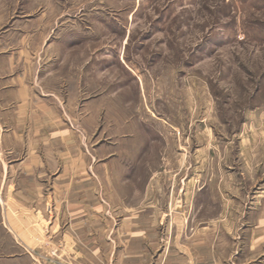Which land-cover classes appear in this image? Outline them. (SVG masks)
<instances>
[{
  "label": "rangeland",
  "instance_id": "1",
  "mask_svg": "<svg viewBox=\"0 0 264 264\" xmlns=\"http://www.w3.org/2000/svg\"><path fill=\"white\" fill-rule=\"evenodd\" d=\"M0 18L35 20L32 59L72 96L100 199L73 225L0 203V264H173L176 239L207 233L223 264L245 256L264 194V0H0Z\"/></svg>",
  "mask_w": 264,
  "mask_h": 264
},
{
  "label": "crops",
  "instance_id": "2",
  "mask_svg": "<svg viewBox=\"0 0 264 264\" xmlns=\"http://www.w3.org/2000/svg\"><path fill=\"white\" fill-rule=\"evenodd\" d=\"M22 21L25 20L2 28L0 18V203L5 212L11 209L33 212L37 220L41 211L49 207L64 208L72 225L81 224L85 219L84 208L99 210L100 199L94 193L98 189L91 177L93 170L88 171L87 164H83L78 149L80 140L71 127L78 119L67 115L72 96L64 95L59 87L52 91L46 88V77L40 73L43 64L31 56L36 49L31 39L40 31L30 28L35 20ZM259 199L258 206L249 208L252 213H248V231L241 234L247 249L245 256L234 260L228 254L231 264H264L252 262L255 258L264 259V201L261 203ZM228 213L222 227L229 233H223L222 241L226 248L232 249L237 233H233L235 228L230 231L234 225ZM95 217L93 223L100 219ZM207 234L206 238L198 235L188 241L176 239L171 244L176 253L168 256L169 260L173 264L226 263L215 248V234ZM132 240L136 246L134 239L129 242Z\"/></svg>",
  "mask_w": 264,
  "mask_h": 264
}]
</instances>
